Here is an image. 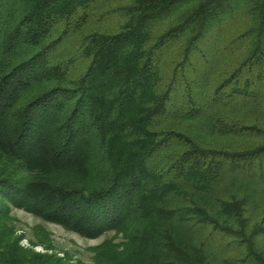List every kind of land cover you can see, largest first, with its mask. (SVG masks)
Masks as SVG:
<instances>
[{
  "label": "trees",
  "instance_id": "obj_1",
  "mask_svg": "<svg viewBox=\"0 0 264 264\" xmlns=\"http://www.w3.org/2000/svg\"><path fill=\"white\" fill-rule=\"evenodd\" d=\"M114 1L0 0V222L264 264V0ZM0 228V264H67Z\"/></svg>",
  "mask_w": 264,
  "mask_h": 264
},
{
  "label": "rangeland",
  "instance_id": "obj_2",
  "mask_svg": "<svg viewBox=\"0 0 264 264\" xmlns=\"http://www.w3.org/2000/svg\"><path fill=\"white\" fill-rule=\"evenodd\" d=\"M104 1L115 3L114 0ZM0 223L6 235L14 237L22 249L53 254L64 258L67 264H122L134 257L133 244L120 232H108L94 239L83 238L14 207Z\"/></svg>",
  "mask_w": 264,
  "mask_h": 264
}]
</instances>
